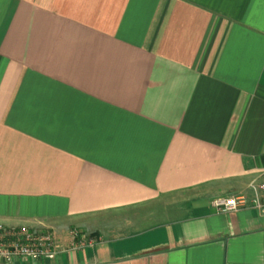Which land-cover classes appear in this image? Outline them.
I'll list each match as a JSON object with an SVG mask.
<instances>
[{"label": "crops", "instance_id": "0c3cea01", "mask_svg": "<svg viewBox=\"0 0 264 264\" xmlns=\"http://www.w3.org/2000/svg\"><path fill=\"white\" fill-rule=\"evenodd\" d=\"M261 183L264 0H0V223L62 245L11 264H264Z\"/></svg>", "mask_w": 264, "mask_h": 264}, {"label": "built area", "instance_id": "2783aa9c", "mask_svg": "<svg viewBox=\"0 0 264 264\" xmlns=\"http://www.w3.org/2000/svg\"><path fill=\"white\" fill-rule=\"evenodd\" d=\"M252 190L251 200L246 196L220 198L213 205L218 212L223 213L250 205L264 214V183L252 186ZM68 236L71 250L94 247L100 243L98 237H92L77 228L69 230ZM61 251L62 245L53 229L12 227L0 223V263L52 261Z\"/></svg>", "mask_w": 264, "mask_h": 264}, {"label": "rangeland", "instance_id": "374dc122", "mask_svg": "<svg viewBox=\"0 0 264 264\" xmlns=\"http://www.w3.org/2000/svg\"><path fill=\"white\" fill-rule=\"evenodd\" d=\"M74 228H76V227H74ZM77 229H79V228H77ZM80 230V229H79ZM82 231V230H81ZM84 232V231H83Z\"/></svg>", "mask_w": 264, "mask_h": 264}]
</instances>
